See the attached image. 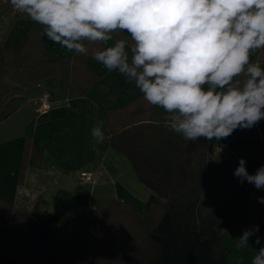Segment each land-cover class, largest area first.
Returning <instances> with one entry per match:
<instances>
[{
  "label": "trees",
  "instance_id": "1",
  "mask_svg": "<svg viewBox=\"0 0 264 264\" xmlns=\"http://www.w3.org/2000/svg\"><path fill=\"white\" fill-rule=\"evenodd\" d=\"M43 27L35 23L15 54L0 47V120L23 102L19 86L44 82L49 87H74L82 95L98 83L99 76L86 67V60L102 49L103 42L85 46L86 54L53 58L41 35ZM234 79L243 85L247 78L241 74ZM154 107L140 92L106 114L108 144L128 159L139 182L152 193L144 211L117 199L103 211L94 210L115 234L108 240L114 252H104L106 259L97 264H225L229 248L220 242V234L240 209L239 185L225 169L214 172L210 140L188 141L170 130L171 113L166 112L165 122H153ZM260 133L264 141V128ZM25 167L22 161L20 175ZM216 188L228 193L217 203L208 199ZM245 194L259 197L252 188ZM82 210L45 212L38 220L0 198V234L9 233L6 221H18L11 234L29 248L21 258L24 264H78L83 259L81 245L88 240L79 219ZM257 214L264 221V215ZM242 218L254 223L247 214ZM58 230H66L68 236L59 249L51 243Z\"/></svg>",
  "mask_w": 264,
  "mask_h": 264
},
{
  "label": "clouds",
  "instance_id": "2",
  "mask_svg": "<svg viewBox=\"0 0 264 264\" xmlns=\"http://www.w3.org/2000/svg\"><path fill=\"white\" fill-rule=\"evenodd\" d=\"M17 11L44 26L41 35L67 50L86 54L84 41H126L96 51L94 59L118 70L144 99L171 113L170 130L195 142L227 138L264 119V70L249 63L264 48V0H10ZM247 66V67H246ZM245 73L243 82L234 78ZM101 121L91 129L105 140ZM234 176L264 189V165L249 173L239 159ZM264 204V196L257 197ZM259 225L243 231L237 248L248 245ZM255 244L261 240L256 236ZM251 264H264V246Z\"/></svg>",
  "mask_w": 264,
  "mask_h": 264
},
{
  "label": "crops",
  "instance_id": "3",
  "mask_svg": "<svg viewBox=\"0 0 264 264\" xmlns=\"http://www.w3.org/2000/svg\"><path fill=\"white\" fill-rule=\"evenodd\" d=\"M35 23L15 10L10 0H0V47L15 54ZM111 35L113 39L107 44L103 42L101 50L117 40H125L130 55L134 43L130 34L116 30ZM45 41L53 58H67L75 53L46 37ZM83 43L88 49L96 42ZM249 63H257L264 70V48L253 51ZM86 67L99 79L85 94L81 95L74 87L72 90L49 87L44 82L21 86L19 95L25 91L26 98L23 97L10 116L0 120V198L16 209L32 213L38 220H42L45 212L102 211L112 199L131 203L144 211L152 193L139 182L128 159L107 141L106 114L141 91L134 81L129 82L118 70L109 71L94 56L87 58ZM6 80L13 84L7 77ZM44 92L49 93L51 104L47 111L40 113L36 111V102ZM165 114L163 108L155 106L151 119L165 122ZM101 121L105 140L96 144L91 129ZM261 128H264V119L250 129L238 128L227 138L211 140L210 156L216 162L214 172L225 169L239 185L236 194L243 195L228 230L220 234V242L229 248L225 264H251L259 247L264 246V221L260 222L257 214L259 211L264 215V204L245 194L252 188L261 197L264 189L258 190L247 181L241 183L234 176L240 158L246 160L249 173L254 174L264 165ZM22 161L26 167L20 175ZM82 172L90 175L91 180L85 181ZM244 214L254 221L252 225L242 218ZM254 225H259V231L246 247L237 248L243 231ZM256 236L260 237V245L255 244Z\"/></svg>",
  "mask_w": 264,
  "mask_h": 264
},
{
  "label": "rangeland",
  "instance_id": "4",
  "mask_svg": "<svg viewBox=\"0 0 264 264\" xmlns=\"http://www.w3.org/2000/svg\"><path fill=\"white\" fill-rule=\"evenodd\" d=\"M20 90L21 87L19 86ZM27 93L22 92V97L26 98ZM24 100V99H23ZM228 193L225 189L216 188L211 191L208 199L213 200L215 203L221 202L227 197ZM209 204H211L209 202ZM136 208V207H135ZM141 211L143 208H136ZM101 211V210H100ZM103 211V210H102ZM82 224V230L88 236L87 242L82 243L81 251L83 253V259L78 264H97L106 259L108 252H114L111 250V246L108 243L110 236H115L111 233V228L101 221L100 214L94 212L91 209L82 210L79 215ZM98 224V225H97ZM6 226H8L9 233L6 232L4 235L0 234V262L3 264H24L21 261L22 255H28L29 248L23 244L17 234H11V228L18 226V221H6ZM95 228L94 230H92ZM8 230V229H7ZM228 230L227 226L222 230ZM67 233L65 230H59L55 233L52 240V244L59 249L67 244ZM73 239V238H72ZM74 239H76L74 237Z\"/></svg>",
  "mask_w": 264,
  "mask_h": 264
},
{
  "label": "built area",
  "instance_id": "5",
  "mask_svg": "<svg viewBox=\"0 0 264 264\" xmlns=\"http://www.w3.org/2000/svg\"><path fill=\"white\" fill-rule=\"evenodd\" d=\"M50 104H51V101H50L49 93L48 92H44L37 99L36 111H38L40 113H43V112L47 111L50 108ZM220 149H221V147H220ZM81 176H82V178L85 181H90L91 180L90 175H88V174H86L84 172L81 173Z\"/></svg>",
  "mask_w": 264,
  "mask_h": 264
}]
</instances>
